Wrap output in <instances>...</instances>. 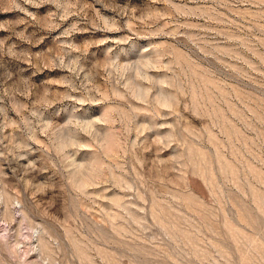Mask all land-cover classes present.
Instances as JSON below:
<instances>
[{"label":"rangeland","instance_id":"1","mask_svg":"<svg viewBox=\"0 0 264 264\" xmlns=\"http://www.w3.org/2000/svg\"><path fill=\"white\" fill-rule=\"evenodd\" d=\"M0 264H264V0H0Z\"/></svg>","mask_w":264,"mask_h":264}]
</instances>
